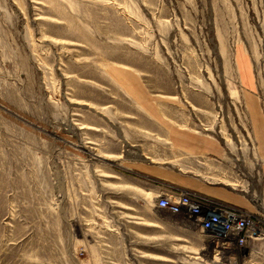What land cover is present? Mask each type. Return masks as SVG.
I'll list each match as a JSON object with an SVG mask.
<instances>
[{"label":"rangeland","instance_id":"obj_1","mask_svg":"<svg viewBox=\"0 0 264 264\" xmlns=\"http://www.w3.org/2000/svg\"><path fill=\"white\" fill-rule=\"evenodd\" d=\"M175 192L264 226V0H0V264H157Z\"/></svg>","mask_w":264,"mask_h":264},{"label":"crops","instance_id":"obj_2","mask_svg":"<svg viewBox=\"0 0 264 264\" xmlns=\"http://www.w3.org/2000/svg\"><path fill=\"white\" fill-rule=\"evenodd\" d=\"M143 200L136 199L131 205H141ZM153 207H156L155 201ZM165 211L173 218L160 219L148 210L144 216L125 211L126 217L119 220L118 229L119 237L124 238L130 252L133 248L136 252L149 254L148 259L157 264H236L234 256L229 257V262L222 263V256L216 251L212 259L207 260L210 251H207V243L202 239L198 227L183 214ZM175 217H180V220ZM139 218L141 221H138ZM131 228L135 230V235L128 232ZM245 264L250 262L246 260Z\"/></svg>","mask_w":264,"mask_h":264},{"label":"built area","instance_id":"obj_3","mask_svg":"<svg viewBox=\"0 0 264 264\" xmlns=\"http://www.w3.org/2000/svg\"><path fill=\"white\" fill-rule=\"evenodd\" d=\"M155 206L171 213L185 215L196 225L202 239L213 245V252L230 255L237 250L242 258L255 253L264 264V226L257 217L246 210L208 204L184 192L160 193L155 196Z\"/></svg>","mask_w":264,"mask_h":264},{"label":"bare ground","instance_id":"obj_4","mask_svg":"<svg viewBox=\"0 0 264 264\" xmlns=\"http://www.w3.org/2000/svg\"><path fill=\"white\" fill-rule=\"evenodd\" d=\"M253 254H254V253H251V254H250L251 259H250V256H248V257L245 258V260H247L248 262H250V264H257V263H260V262H256V261H255L256 263H255V262H251V261L254 259Z\"/></svg>","mask_w":264,"mask_h":264}]
</instances>
